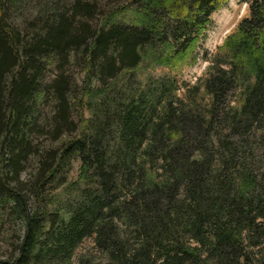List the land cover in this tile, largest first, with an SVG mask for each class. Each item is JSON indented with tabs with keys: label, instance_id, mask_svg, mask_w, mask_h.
<instances>
[{
	"label": "trees",
	"instance_id": "1",
	"mask_svg": "<svg viewBox=\"0 0 264 264\" xmlns=\"http://www.w3.org/2000/svg\"><path fill=\"white\" fill-rule=\"evenodd\" d=\"M31 2L0 0V200L25 230L0 264H264V0H248L212 59L201 84L206 106L199 85L184 101L167 78L133 91L136 69L194 64L227 0H130L132 21L110 14L102 27L82 0H40L36 17L15 22L11 14ZM68 64L99 84L82 82L89 105L98 99L92 126L40 151L39 133L58 141L74 129L79 85ZM49 67L59 72L48 83ZM123 72L121 89L104 91ZM73 160L75 196L57 210L40 206L47 186L66 184ZM88 239L93 251L78 255Z\"/></svg>",
	"mask_w": 264,
	"mask_h": 264
},
{
	"label": "rangeland",
	"instance_id": "2",
	"mask_svg": "<svg viewBox=\"0 0 264 264\" xmlns=\"http://www.w3.org/2000/svg\"><path fill=\"white\" fill-rule=\"evenodd\" d=\"M46 0H41V2ZM74 0H62V3L73 2ZM40 0H32L30 4H27L26 8L22 13L11 14L15 22L24 21L29 19L31 21L35 15L39 14ZM84 3H89L94 6L95 12L93 20L94 23H98L99 26H103L106 23L107 18L111 14L117 20L130 22L134 19L136 8H130V0H82ZM47 5V4H46ZM248 0H227L224 6L213 14L212 25L206 31L205 38L199 43L197 49V60L194 64H189L183 68L182 71H171L167 68L155 67L146 68V64L136 69V76L139 79V83L133 91L142 90L145 91L149 81H157L159 79L167 78L177 85V97L178 99L187 100L196 94L198 89L195 87L199 85V93L196 96L197 102L201 106H206L208 102V97L204 92L201 84L203 80L207 77L209 68L211 67V61L214 56L219 52V49L224 46L227 37L232 34L239 22L248 14ZM110 15V16H111ZM113 17L114 20H116ZM207 55V58H206ZM64 68V67H63ZM64 71L66 75L71 76L73 82L78 86V89L71 94L70 97V113L72 121L74 122V129L71 131L64 132V135L58 140L54 141V138L50 135H46L43 132L38 134V143L40 151L56 148L58 145L64 141L80 138L82 135L87 134L92 126V114L97 105V100L89 105L90 100L94 97L86 96L84 93L82 82L88 80L91 90L95 91L99 84L92 80L90 82L87 79L86 71L80 66L75 64H68L65 66ZM59 72L57 67H49V71L46 74V82H51ZM126 72L122 73V76L117 80H110L104 86V91L111 92L113 89H121L122 81L125 80ZM142 83V84H141ZM201 86V87H200ZM194 96V95H193ZM239 94L235 95L233 101L235 106H237V99ZM188 101V100H187ZM234 104V103H233ZM54 109L52 104L46 105L43 108L42 114V126L47 121L52 119ZM46 120V121H45ZM44 127V126H43ZM49 130V129H47ZM46 130V131H47ZM33 157L31 162L25 167L21 173V181L26 183L32 174H34L35 167L37 166V161ZM64 177L66 179V184L60 186L58 184H51L46 187L45 190V201L40 204V206L57 210L60 205L68 199H72L76 190L75 186L78 187L80 183V161L73 160L68 168L64 171ZM29 208L37 206L34 200H30ZM0 254L6 256L9 251L10 245H16L18 238L24 235V224L23 222L14 216H11L9 210V202L6 204L0 200ZM94 243L92 239L86 240L81 248L78 250V255L85 253L87 251H93Z\"/></svg>",
	"mask_w": 264,
	"mask_h": 264
}]
</instances>
